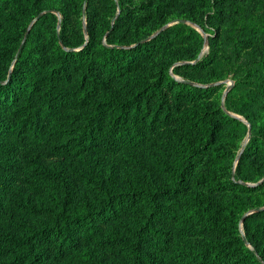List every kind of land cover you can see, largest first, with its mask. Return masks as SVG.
<instances>
[{"label":"trees","instance_id":"obj_1","mask_svg":"<svg viewBox=\"0 0 264 264\" xmlns=\"http://www.w3.org/2000/svg\"><path fill=\"white\" fill-rule=\"evenodd\" d=\"M19 1L0 0L4 52L0 53V225L19 228L26 210L46 216L48 224L29 229L26 235L14 230L20 236L0 231V264H101L107 258L111 264H264V245L252 231V221L264 219V210L243 216L244 196L257 187L233 182L241 193L222 205L204 195L227 158L218 143L221 132L242 124L205 105L217 87L204 88L169 76L154 87H144L136 52L145 45L107 47L104 32L96 35V20L112 6L111 0H85L89 38L76 48L67 27L57 30L58 15L46 12L37 17L39 4L47 0H34L37 19L18 29L26 14L18 12L14 21L7 11ZM225 20L226 34L213 32L212 40L240 49L247 40H264V16ZM105 31H110L109 41L118 28L108 24ZM181 31L164 29L146 44L153 46L160 39L164 51L177 47L183 44ZM253 63L248 82L237 84L233 91L264 88V57ZM205 65L182 64L178 70L200 77ZM237 100L239 112L251 118L255 100ZM250 124L252 130L258 129L240 158L241 172L246 159L264 154V118L259 126ZM164 132L171 134L175 147L167 162L154 161L158 174L154 179L162 177L160 184L141 165L139 174H128L122 189L100 196L96 205L56 215L62 193L56 175L40 167L39 161L114 160L118 154L141 152L138 149L148 138ZM135 160L140 166L142 158ZM25 191L43 206L26 207ZM123 220L133 224L127 233L105 236L103 227ZM240 220L252 250L244 248L245 241L238 237ZM183 223L188 225L182 228L185 237L176 244L185 250H179L171 245L172 229Z\"/></svg>","mask_w":264,"mask_h":264},{"label":"rangeland","instance_id":"obj_2","mask_svg":"<svg viewBox=\"0 0 264 264\" xmlns=\"http://www.w3.org/2000/svg\"><path fill=\"white\" fill-rule=\"evenodd\" d=\"M84 2L85 0H47L39 4L40 13L37 17L46 12L58 15L57 30H60L61 26L67 27L68 31L72 32L69 41L76 48L79 46L77 44L82 41L85 42L81 45L87 43L89 38L85 29L87 20L83 12ZM111 3L112 6L105 12H100L99 18L96 20V35L99 38L104 32L103 43L107 47L128 49L145 45L144 49H139L136 52L139 55L140 66L144 70L139 77L144 87H154L156 83L167 79L168 76L179 82L196 84L204 88L217 87V92L206 100L205 105L210 109L218 108L242 122L238 126L225 128L221 132L218 143L227 154V158L222 164L223 169L220 170L222 172L217 176L215 184L210 190H205L204 195L222 205L227 204L241 193L233 185V182L249 187L255 186L256 190L244 196L247 208L243 216L264 210V154L246 159L245 170L242 168V172L238 167L243 151L250 146L251 137L258 129L252 130L250 121L255 126H259L261 118H264L262 116L264 114V88L261 85H256L240 92L233 91L237 84L248 82L249 74L252 73L251 69L254 66L253 62L264 57V40H247L242 43L241 49L230 45V42L226 46L221 40H212L213 32L226 34L225 22H223L226 21L225 19L238 20L241 15L245 18L253 15L264 16V0H111ZM35 7L34 0H20L8 9L7 15L15 21L18 12L26 14L27 19L23 22L20 21V28H18L22 31L28 20L35 21L37 19L34 15L37 11ZM156 10L158 14H152ZM212 14L220 18H215V15L212 16ZM145 15L149 17L141 20L140 18ZM108 24L112 29L118 28L109 41L106 40V37L110 31H105ZM178 28L182 29L180 39L183 44L173 48L170 46L165 51L164 40H156L153 46L146 44L164 32V29L176 30ZM21 31L18 33L20 34ZM0 53H4L3 48H0ZM206 61L210 62L205 65ZM196 63L205 65L200 77L185 69L178 70L182 64ZM124 85L129 87L128 81H125ZM139 88L134 91L137 92ZM245 97L255 100L249 119L240 113L238 108L237 99ZM167 136V133L164 132L159 136L148 138L144 145L138 149H141V152L118 154L114 160L103 158L98 162H91L89 159L71 162L59 159L39 161L40 167L56 175L57 190H61L62 193L59 204L61 207L55 210L56 215H59V211L62 210L73 213L84 205H96L100 196L108 193L111 195L120 188L122 189L128 183L129 175L136 174L137 169L141 170V165L150 170L149 174L154 179L158 176L154 161L166 160L165 162H167L169 157L174 155V139L171 134ZM159 137H162L163 140L157 141ZM136 157L142 158L140 166L135 164ZM159 179L161 180L162 177ZM159 179L153 181L160 184ZM23 198V204L26 207L33 206L39 209L43 206L42 202L26 191ZM181 205H184L183 201H181ZM19 219L20 227L14 228V230L22 235H26L29 229H37L48 224L46 216L32 215L29 210H26ZM123 221L126 222L103 227L102 231L105 236H109L112 232L119 235L127 233L133 224L130 220ZM187 226L183 223L181 227L172 229L171 245L176 249L185 250L184 246L176 243L185 237L182 228ZM238 229V237L245 241L244 248L252 250L250 242L246 240L247 235L242 220L239 221ZM14 230L0 225L2 233L21 235L15 233ZM252 231L255 240L264 245L263 218L252 221ZM199 239L202 240V238ZM212 243L215 244V241ZM258 257L260 258V256ZM107 259L101 264H111V259ZM260 259L262 260V258ZM262 261L264 262V258Z\"/></svg>","mask_w":264,"mask_h":264}]
</instances>
